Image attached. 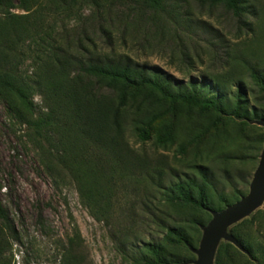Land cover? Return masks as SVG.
I'll use <instances>...</instances> for the list:
<instances>
[{"label":"trees","instance_id":"obj_1","mask_svg":"<svg viewBox=\"0 0 264 264\" xmlns=\"http://www.w3.org/2000/svg\"><path fill=\"white\" fill-rule=\"evenodd\" d=\"M79 1L19 0L27 13L17 14L14 0H0V95L32 130L48 171L76 184L95 217H110L118 186L140 196L128 213L134 219L142 206L166 233L134 247L133 264H182L183 251L198 246L212 213L246 195L249 153L264 146V126L256 123L264 120V48L236 52L222 72L206 74L201 82H174L125 55L86 57L71 41L53 43L44 14L66 13ZM141 1L156 13L166 10V0ZM196 1L224 7L254 32L244 19V0ZM254 17L258 22L260 12ZM26 39L36 42L43 60L24 77L18 47ZM255 39L260 43V36ZM35 93L42 96V107L34 103ZM172 114L175 121L168 118ZM131 137L142 143L140 150L130 145ZM148 144L154 153H148ZM173 147L174 164L159 153ZM246 223L231 232L264 264V243L255 242ZM13 234L0 201V255ZM82 248L71 240L65 263L91 264ZM215 264L252 263L234 244L222 242Z\"/></svg>","mask_w":264,"mask_h":264},{"label":"rangeland","instance_id":"obj_2","mask_svg":"<svg viewBox=\"0 0 264 264\" xmlns=\"http://www.w3.org/2000/svg\"><path fill=\"white\" fill-rule=\"evenodd\" d=\"M244 1V19L253 23L254 32L224 7L203 6L196 0H166V10L159 13L144 7L141 0H81L66 13L44 14L43 18L53 43L71 41L75 47L78 45L81 55H125L140 65L160 70L174 82H201L206 74L222 72L223 64L236 52L264 48V0ZM14 2V13H27L19 7V0ZM37 8L32 12H37ZM256 11L261 16L258 22L254 21ZM259 36L257 43L255 37ZM25 41L18 47V67L21 75L27 77L35 73L34 66L43 59L36 42ZM33 100L36 106H43L39 93L34 94ZM168 118L176 119L173 114ZM256 123L264 126L261 121ZM31 132L0 95V201L9 213L14 233L0 255V264H66L71 240L81 242V251L91 264H133L129 254L134 247L162 239L166 231L158 228L152 214L141 212L142 206L134 210V219L128 213L130 205L140 199L132 188L118 186L110 217H95L76 184L57 179L48 171ZM130 145L137 150L142 148L134 137ZM146 147L149 154L155 152L151 144ZM263 149L264 146L261 151L249 153L251 180ZM175 150L173 147L159 153L174 164ZM152 205L156 206L157 201ZM263 211L264 202L227 230L237 243L223 238L220 244H234L252 264H259L233 236L231 228L248 222L246 226L255 242L264 243ZM169 214L180 219L173 211ZM199 245L190 248L189 253L183 251L186 258L182 264H195Z\"/></svg>","mask_w":264,"mask_h":264},{"label":"water","instance_id":"obj_3","mask_svg":"<svg viewBox=\"0 0 264 264\" xmlns=\"http://www.w3.org/2000/svg\"><path fill=\"white\" fill-rule=\"evenodd\" d=\"M264 125V121H261ZM264 202V149L261 154L259 165L256 168L249 185V193L235 204L226 207L220 212H213L209 223L203 227V234L195 264H215L216 253L221 239L232 240L227 235V230L235 223L249 216Z\"/></svg>","mask_w":264,"mask_h":264}]
</instances>
